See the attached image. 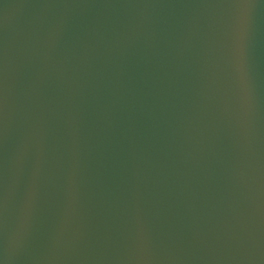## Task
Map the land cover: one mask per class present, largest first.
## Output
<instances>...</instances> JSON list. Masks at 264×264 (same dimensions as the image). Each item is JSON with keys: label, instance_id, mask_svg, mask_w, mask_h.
I'll return each instance as SVG.
<instances>
[{"label": "water", "instance_id": "obj_1", "mask_svg": "<svg viewBox=\"0 0 264 264\" xmlns=\"http://www.w3.org/2000/svg\"><path fill=\"white\" fill-rule=\"evenodd\" d=\"M0 264H264V0H0Z\"/></svg>", "mask_w": 264, "mask_h": 264}]
</instances>
